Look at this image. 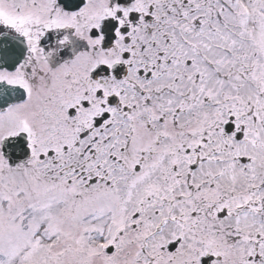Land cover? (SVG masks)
I'll list each match as a JSON object with an SVG mask.
<instances>
[{"label": "snow or ice", "instance_id": "1", "mask_svg": "<svg viewBox=\"0 0 264 264\" xmlns=\"http://www.w3.org/2000/svg\"><path fill=\"white\" fill-rule=\"evenodd\" d=\"M0 264H264V0H0Z\"/></svg>", "mask_w": 264, "mask_h": 264}]
</instances>
